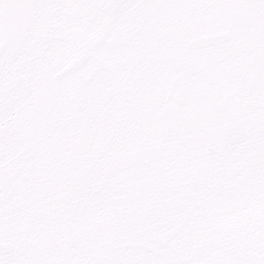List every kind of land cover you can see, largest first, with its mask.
Masks as SVG:
<instances>
[{"label": "snow or ice", "instance_id": "1", "mask_svg": "<svg viewBox=\"0 0 264 264\" xmlns=\"http://www.w3.org/2000/svg\"><path fill=\"white\" fill-rule=\"evenodd\" d=\"M0 264H264V0H0Z\"/></svg>", "mask_w": 264, "mask_h": 264}]
</instances>
